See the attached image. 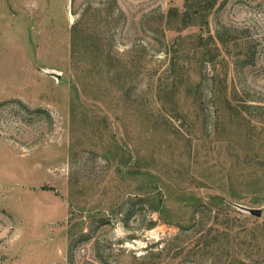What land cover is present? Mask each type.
<instances>
[{"label":"rangeland","instance_id":"374dc122","mask_svg":"<svg viewBox=\"0 0 264 264\" xmlns=\"http://www.w3.org/2000/svg\"><path fill=\"white\" fill-rule=\"evenodd\" d=\"M183 2L0 0V264H264V0Z\"/></svg>","mask_w":264,"mask_h":264},{"label":"trees","instance_id":"16d2710c","mask_svg":"<svg viewBox=\"0 0 264 264\" xmlns=\"http://www.w3.org/2000/svg\"><path fill=\"white\" fill-rule=\"evenodd\" d=\"M218 0H184L181 8L172 6L169 8L166 15L163 16L162 30L165 33L166 29L183 30L190 26L199 25L207 27L209 24V15L217 5ZM210 40L214 43L223 44L224 40L220 36L215 37L210 34ZM199 40H203L202 36ZM217 49L219 47L217 46ZM214 58H208V61H213Z\"/></svg>","mask_w":264,"mask_h":264},{"label":"water","instance_id":"95a60500","mask_svg":"<svg viewBox=\"0 0 264 264\" xmlns=\"http://www.w3.org/2000/svg\"><path fill=\"white\" fill-rule=\"evenodd\" d=\"M249 211L253 214H256V215H261V209L260 208H251L249 209Z\"/></svg>","mask_w":264,"mask_h":264}]
</instances>
